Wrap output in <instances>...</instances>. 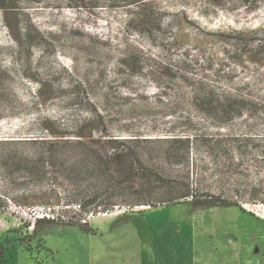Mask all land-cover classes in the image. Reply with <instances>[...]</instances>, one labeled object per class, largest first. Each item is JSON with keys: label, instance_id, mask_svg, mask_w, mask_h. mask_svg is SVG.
I'll return each instance as SVG.
<instances>
[{"label": "rangeland", "instance_id": "obj_1", "mask_svg": "<svg viewBox=\"0 0 264 264\" xmlns=\"http://www.w3.org/2000/svg\"><path fill=\"white\" fill-rule=\"evenodd\" d=\"M120 2L0 0V264H138L141 250L147 264H264V204L254 201L264 198V172L249 161L229 181L223 163L208 162L200 190L237 206L194 203L182 197L196 190L184 146L159 140L214 132L189 107L198 81L253 102L257 117L245 111L229 127L264 138V0L161 1L177 45L165 52L133 21L137 4ZM249 32L258 40H235ZM123 54L129 66L119 65ZM49 142L104 175L69 176L40 161ZM113 151L121 154L111 160ZM95 193L101 199L80 212L79 200ZM110 195L113 208L90 211ZM138 213L142 221L99 235ZM52 216L68 221L33 230Z\"/></svg>", "mask_w": 264, "mask_h": 264}, {"label": "trees", "instance_id": "obj_2", "mask_svg": "<svg viewBox=\"0 0 264 264\" xmlns=\"http://www.w3.org/2000/svg\"><path fill=\"white\" fill-rule=\"evenodd\" d=\"M161 1L163 0H121L120 3L124 4V6L137 4L136 11L132 16L133 21H136L138 25L145 28L143 35L145 36V39L148 41V43L158 46L157 48L161 52H165L169 49L177 47V45L176 40H167L168 37H171V33L168 31V29L171 26L172 20L168 24H166V27H162L161 15L163 12H161L162 10L160 8ZM182 1H201L205 2L203 4L222 7L227 0ZM207 1L209 3H206ZM240 1L242 5L248 7L256 0ZM252 33L253 32L237 33L235 36V40L240 44L253 43L258 39L252 36ZM131 61V57L123 54L121 55V58L119 60V65H121V67H126L129 66ZM179 67L180 69H182L181 67H185V65L181 63ZM164 68L168 69V71H173L175 69L169 61L164 62ZM180 69H177V71L181 72ZM189 88L191 99V104L189 105V107H193L196 114H198L202 119L209 123L211 125V129H213L214 132L209 133L203 130H194V132H188L190 134L186 136H174L172 138L159 140H169V143H171V145L173 143H178L184 146L183 150L185 154H182L181 152L180 156H182V158L185 157L187 160V164L190 166V171L188 172L195 178L194 182L196 190L194 192L195 196L192 195L191 192H184V194L187 196H182L183 198L189 196L194 203H208L207 201H213L214 205L219 204L224 206L236 207V202L228 199L226 200L222 196H214L213 194H211V192H202L200 190V187L202 186V182L205 178L204 174L208 170L206 167V163L208 162L218 165H221L223 163V168L225 167L224 176L228 175L227 178H229V181H231L236 174H241L242 172L241 170H239L240 167L248 163L249 161H251V163L255 166L254 168L257 169L256 171L264 172V138H257L255 136L242 133L240 135H236L232 133V130H230L229 127L230 122L237 118L243 117L245 111L250 110L252 115L254 114L253 118L257 117V107L251 105L253 104V102L246 100L243 96L238 94H215L208 86H205V84H203L201 81L190 83ZM186 122L188 124V121ZM115 143L116 142H111V144ZM74 144L75 146L80 147L81 143L78 142ZM43 146H51L52 149L50 150L53 151H46L45 153L43 152L44 155L42 154V156L40 157V161H51V167L56 166L57 163H59L58 165L61 166L65 165L63 170H65L64 174L66 175L71 176V174H74L75 176L80 177L82 175H89L90 172L101 176L104 175V170H102V173L98 168L89 170V167L92 165V163L87 162L88 164H85V160H83L82 158L79 159L77 156H69L66 147L60 146L57 142L43 143ZM116 152L117 151H113L114 154L112 155L111 160H114L121 154V152ZM58 157H60V159H58ZM68 159L71 160L69 161ZM94 164H97L96 161L94 162ZM45 170L46 168L41 167L39 170H37V172L41 175H45V173L47 172ZM144 172V170L141 171V173ZM134 173L137 174L138 172L134 171ZM105 192H103V194ZM90 195L91 196L86 197L83 200H79V204L76 205L77 209L80 212L85 211V207L90 206V203H94L95 201L101 199L99 197L100 195H97V193ZM259 195H261V193ZM113 198L114 197L112 195L107 196L105 198L106 203H104L103 207L98 206L97 209L90 211L94 213L97 212V210L107 211L108 208H113L115 206ZM254 201L264 204V198H260V200L256 199ZM47 208L51 209L50 207ZM142 215L143 213H138L136 215L124 214L116 218L111 226H119L122 223H127L129 221L135 220ZM54 220L60 222L68 221L64 220L63 218H55L53 216L52 218H38L33 224V230L36 231L41 223ZM82 229L86 234H95L92 230L88 229L86 222L82 224Z\"/></svg>", "mask_w": 264, "mask_h": 264}, {"label": "crops", "instance_id": "obj_3", "mask_svg": "<svg viewBox=\"0 0 264 264\" xmlns=\"http://www.w3.org/2000/svg\"><path fill=\"white\" fill-rule=\"evenodd\" d=\"M146 213H149V212H146ZM146 213H144L142 216L138 217V218L135 219V220L129 221V222H127V223H122V224H120L119 226H116V227H112V229L114 230V228L120 227V226L125 225V224H130V223H132V222H134V221H137V220H141V221H142V220L145 218ZM112 223H113V222H110V223L106 224L105 226H103L102 229H101V231L99 232V233H100L99 235H102V232H103V231H108V225H109V224L112 225ZM140 254H141V255H140V258L138 259V264H147V263H146L147 258H146L145 254H144V251L141 250ZM141 256H142V257H141ZM132 264H134V263H133V260H132Z\"/></svg>", "mask_w": 264, "mask_h": 264}, {"label": "built area", "instance_id": "obj_4", "mask_svg": "<svg viewBox=\"0 0 264 264\" xmlns=\"http://www.w3.org/2000/svg\"><path fill=\"white\" fill-rule=\"evenodd\" d=\"M35 220H33V224H34Z\"/></svg>", "mask_w": 264, "mask_h": 264}, {"label": "bare ground", "instance_id": "obj_5", "mask_svg": "<svg viewBox=\"0 0 264 264\" xmlns=\"http://www.w3.org/2000/svg\"><path fill=\"white\" fill-rule=\"evenodd\" d=\"M120 213H121V212H120ZM120 213H118V214H120ZM118 214H117V215H118Z\"/></svg>", "mask_w": 264, "mask_h": 264}]
</instances>
